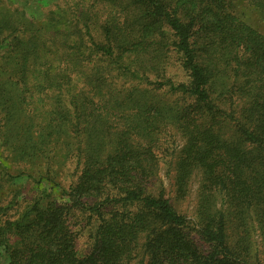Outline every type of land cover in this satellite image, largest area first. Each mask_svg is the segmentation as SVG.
Instances as JSON below:
<instances>
[{
	"label": "trees",
	"instance_id": "1",
	"mask_svg": "<svg viewBox=\"0 0 264 264\" xmlns=\"http://www.w3.org/2000/svg\"><path fill=\"white\" fill-rule=\"evenodd\" d=\"M91 2L0 36V264H264V0Z\"/></svg>",
	"mask_w": 264,
	"mask_h": 264
},
{
	"label": "rangeland",
	"instance_id": "2",
	"mask_svg": "<svg viewBox=\"0 0 264 264\" xmlns=\"http://www.w3.org/2000/svg\"><path fill=\"white\" fill-rule=\"evenodd\" d=\"M92 1V0H91ZM90 0H79L81 5L91 3ZM66 0H0V36L8 34V31L12 29L9 27V22L11 20L14 21H21L24 20L19 27L24 28L23 26L28 24L29 22H33V24L30 27L31 30L35 29L37 26L36 24L41 21L45 16L46 19H49L51 17L58 19L57 14H50V12L55 11L59 8V5L62 6ZM69 5L65 6L67 8ZM101 9V8H100ZM59 11V10H58ZM10 19V21H9ZM45 19V20H46ZM252 20H249L250 23H255L254 17L251 18ZM56 22V20H55ZM19 24V22H17ZM16 31V29H15ZM20 33V30L17 31L15 34L18 35ZM13 34L10 38H13L15 35ZM3 52L0 45V53ZM9 58V57H8ZM3 65L1 68L7 69L8 67L13 66L14 61L11 59H8V61L5 59L2 61ZM17 172L12 171L11 175H16ZM2 173H0V182L2 183ZM20 182V183H19ZM4 186L0 191V206L6 208L8 205L6 202V196L15 195L17 199L21 197L23 193H28L29 195H35L38 193L37 184L36 183H26V181H20L19 179L15 178H9L5 179ZM24 186V187H23ZM195 189L196 184L193 185V192L191 194L190 201L195 197ZM10 197V196H9ZM9 197L7 199H9ZM2 198V199H1ZM3 210H0V216L5 219L4 213L2 214ZM3 215V216H2ZM73 230L77 234V241H88V236L86 232L87 227L84 226V222L79 223H72ZM254 241H250L251 245L253 246V249L256 251V253L261 257L262 256V245L263 241H260V238L258 236L254 237ZM234 243L236 241H233ZM254 252V251H253ZM134 261V260H133ZM135 262H133L134 264ZM248 264H253V261H249Z\"/></svg>",
	"mask_w": 264,
	"mask_h": 264
}]
</instances>
